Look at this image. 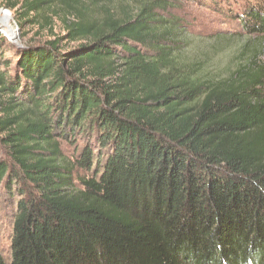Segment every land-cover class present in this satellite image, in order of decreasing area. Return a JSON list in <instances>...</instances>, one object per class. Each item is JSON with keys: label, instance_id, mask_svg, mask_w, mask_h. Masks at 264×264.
<instances>
[{"label": "trees", "instance_id": "trees-1", "mask_svg": "<svg viewBox=\"0 0 264 264\" xmlns=\"http://www.w3.org/2000/svg\"><path fill=\"white\" fill-rule=\"evenodd\" d=\"M180 2L6 4L0 264H264V61L216 73ZM236 19L264 38V0Z\"/></svg>", "mask_w": 264, "mask_h": 264}, {"label": "rangeland", "instance_id": "rangeland-1", "mask_svg": "<svg viewBox=\"0 0 264 264\" xmlns=\"http://www.w3.org/2000/svg\"><path fill=\"white\" fill-rule=\"evenodd\" d=\"M13 0H0V32L18 47L33 43L34 30L23 32L18 29L13 13L10 17L1 11ZM181 13L188 25V33L194 38L196 55L208 53L211 66L216 73H224L236 64L259 52L264 61V38L248 36L243 32L238 14L244 8L254 6L257 0H181ZM8 11V10H7ZM9 18V19H7ZM25 34V36H24ZM220 35L222 38H217ZM7 203L0 200V252L9 262L10 256V210Z\"/></svg>", "mask_w": 264, "mask_h": 264}, {"label": "water", "instance_id": "water-1", "mask_svg": "<svg viewBox=\"0 0 264 264\" xmlns=\"http://www.w3.org/2000/svg\"><path fill=\"white\" fill-rule=\"evenodd\" d=\"M1 12H2L4 15H7V16L10 17V13H9V11H7V10H2Z\"/></svg>", "mask_w": 264, "mask_h": 264}, {"label": "bare ground", "instance_id": "bare-ground-1", "mask_svg": "<svg viewBox=\"0 0 264 264\" xmlns=\"http://www.w3.org/2000/svg\"><path fill=\"white\" fill-rule=\"evenodd\" d=\"M5 16H7V15H5ZM7 17H9V16H7ZM7 19H9V18H7Z\"/></svg>", "mask_w": 264, "mask_h": 264}]
</instances>
